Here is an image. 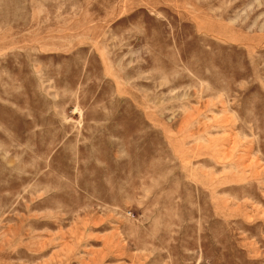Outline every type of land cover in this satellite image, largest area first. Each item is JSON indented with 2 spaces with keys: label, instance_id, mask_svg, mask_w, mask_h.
Returning <instances> with one entry per match:
<instances>
[{
  "label": "rangeland",
  "instance_id": "1",
  "mask_svg": "<svg viewBox=\"0 0 264 264\" xmlns=\"http://www.w3.org/2000/svg\"><path fill=\"white\" fill-rule=\"evenodd\" d=\"M0 264H264V0H0Z\"/></svg>",
  "mask_w": 264,
  "mask_h": 264
}]
</instances>
